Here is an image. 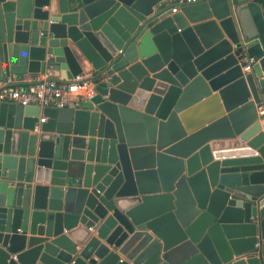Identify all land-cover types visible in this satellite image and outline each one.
I'll return each mask as SVG.
<instances>
[{"label":"water","instance_id":"1","mask_svg":"<svg viewBox=\"0 0 264 264\" xmlns=\"http://www.w3.org/2000/svg\"><path fill=\"white\" fill-rule=\"evenodd\" d=\"M175 4L0 0V89L93 84L0 101V264H264L261 7Z\"/></svg>","mask_w":264,"mask_h":264},{"label":"built area","instance_id":"2","mask_svg":"<svg viewBox=\"0 0 264 264\" xmlns=\"http://www.w3.org/2000/svg\"><path fill=\"white\" fill-rule=\"evenodd\" d=\"M194 1L197 0H174L176 4L172 11L176 12L181 3ZM244 70L250 71V66L247 65ZM40 80L25 88L10 86L0 89V101L14 102L22 106H38L41 109L46 106L74 108L79 105L80 100L89 98L93 94L92 82L82 76H76L69 82H56L48 79L47 76ZM258 113L264 114L263 105L258 107ZM45 119L41 117L39 122L42 123Z\"/></svg>","mask_w":264,"mask_h":264},{"label":"crops","instance_id":"3","mask_svg":"<svg viewBox=\"0 0 264 264\" xmlns=\"http://www.w3.org/2000/svg\"><path fill=\"white\" fill-rule=\"evenodd\" d=\"M254 1L260 5L261 10H262V14L264 16V0H254ZM43 77H45V75H38L35 77V79H31L29 76L15 77L12 81H8V82H12V84H13L12 87L25 88L26 86H28V84H29L28 82H32V80L42 79ZM40 110H41V108H40ZM41 117H45V116L40 113L38 119H40Z\"/></svg>","mask_w":264,"mask_h":264}]
</instances>
